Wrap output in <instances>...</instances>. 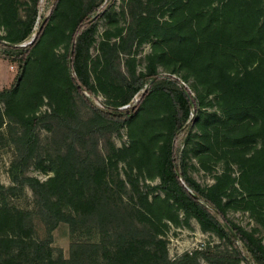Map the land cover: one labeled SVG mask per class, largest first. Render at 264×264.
<instances>
[{
    "label": "trees",
    "instance_id": "obj_1",
    "mask_svg": "<svg viewBox=\"0 0 264 264\" xmlns=\"http://www.w3.org/2000/svg\"><path fill=\"white\" fill-rule=\"evenodd\" d=\"M48 1L33 42L20 46L40 0H0V58L18 66L0 90V145L14 150L10 189L28 186L35 206L0 204V264H264L261 239L227 217L232 202L264 214V0H127L128 24L104 30L94 58L106 2ZM147 41L138 71L134 49ZM159 65L180 78L159 74ZM140 119L136 139L115 149L110 136ZM40 128L49 133L47 156ZM189 151L203 170L221 165L211 185L187 173ZM118 161L127 162L124 177ZM31 164L51 175L28 176ZM145 177L158 183L140 184ZM191 219L225 246L171 259L169 222L189 227ZM36 222L47 238L33 237ZM61 223L72 243L67 259L54 260L49 244Z\"/></svg>",
    "mask_w": 264,
    "mask_h": 264
},
{
    "label": "rangeland",
    "instance_id": "obj_2",
    "mask_svg": "<svg viewBox=\"0 0 264 264\" xmlns=\"http://www.w3.org/2000/svg\"><path fill=\"white\" fill-rule=\"evenodd\" d=\"M106 2V8L101 11L100 18L97 24L96 39L97 41L90 50L91 57L94 58L98 53V42L101 40L103 31L110 29L114 31L117 27H126L128 24V18L125 13V4L127 0H104L102 5ZM51 2L48 0H40V7L38 11V18L35 24L34 31L36 33L39 22L41 18H45L50 10ZM2 32V30H0ZM114 38V37H112ZM114 40V39H113ZM153 41H147L142 43L137 47L134 52L136 57V69L138 71H143L145 68L146 60L145 55L151 52V46ZM56 52L60 55L64 53L63 46H60L56 49ZM123 57L119 61L120 69L125 71L123 65ZM18 66L16 62L10 60H4L0 58V90L9 88L15 81L17 75ZM158 72L161 75H169L176 78H180L178 74L169 73L162 65L158 66ZM188 82L185 86L195 95L194 90L192 89V80ZM188 85L190 87H188ZM191 88V89H190ZM91 100L96 105L104 100V98L99 94L98 96L91 97ZM47 105L43 104L40 108V111L46 110ZM3 110V104L0 102V112ZM156 114L155 111L150 109V115ZM145 124L143 121L138 120L127 128H124L119 135H111L110 143L115 149H121L124 146H127L130 141L136 139L138 132L143 129ZM148 126H145V129ZM40 138V148L39 151L42 156H47L48 152L51 151L49 145V133L40 128L38 130ZM98 148L103 156H108L111 152L110 146L106 140L102 139L98 143ZM14 150L13 147L9 144L0 145V185L4 187V190L0 193V204H4L10 209L22 210L25 212H33L35 209L34 206V197L31 189L28 186H17L15 190H11L13 183L10 178L9 165L13 158ZM128 165L126 161L117 162V172L121 177H124L123 171L127 170ZM186 168L187 173L193 177L200 185L206 186L211 185L214 182V176L220 173L221 165H213L210 170H203L196 157L192 152H188L186 159ZM232 175L237 174V168L235 165L231 168ZM28 176L35 177L40 181H44L48 176L51 175L50 171H41L36 168L33 164L28 167L26 172ZM148 183L151 185L158 183V178L140 180L141 183ZM145 189V188H144ZM157 193V192H156ZM155 193V194H156ZM159 193V192H158ZM152 195H149L151 198ZM240 198V196H237ZM227 217L233 221L235 224L243 227L246 231L253 233L256 237L260 238L264 245V214H251L250 211L243 209L237 203L232 202L231 205L227 206ZM33 237L36 239H45L47 238L46 231L44 227L38 222L35 223V231ZM165 239L167 240V249L168 256L172 259L175 258L186 251H193L198 247L204 248L205 246H214L219 244L222 247L225 246L224 242H220L216 237L202 232L199 228V225L194 219H191L189 222V227L184 225H174L169 222V227L165 232ZM72 243V237L70 233V228L68 224L61 223L58 227L52 232L51 242L49 244L52 252V258L54 260L59 259L60 257L67 259L70 253V245ZM240 264H247L245 261L240 262Z\"/></svg>",
    "mask_w": 264,
    "mask_h": 264
},
{
    "label": "built area",
    "instance_id": "obj_3",
    "mask_svg": "<svg viewBox=\"0 0 264 264\" xmlns=\"http://www.w3.org/2000/svg\"><path fill=\"white\" fill-rule=\"evenodd\" d=\"M36 24V23H35ZM34 28H35V25H34V27H33V30H32V32L30 33V35L24 40V41H22L19 45L20 46H26V45H28V44H31L32 42H33V40H34V38H35V31H34ZM197 249H201V247L199 248H197ZM186 252H191V251H186ZM176 258V257H175ZM172 259H174V258H172Z\"/></svg>",
    "mask_w": 264,
    "mask_h": 264
},
{
    "label": "water",
    "instance_id": "obj_4",
    "mask_svg": "<svg viewBox=\"0 0 264 264\" xmlns=\"http://www.w3.org/2000/svg\"><path fill=\"white\" fill-rule=\"evenodd\" d=\"M96 16H93L92 19H95ZM154 79L151 80V82L153 81ZM149 85L146 86V88H148ZM187 98L190 100V94H186ZM227 225V228L229 229V231L234 235V237H236V235L234 234V232L232 231V229L230 228V226L228 224Z\"/></svg>",
    "mask_w": 264,
    "mask_h": 264
}]
</instances>
